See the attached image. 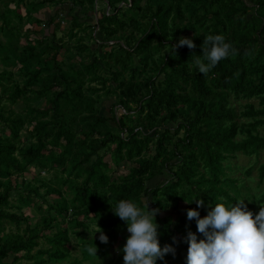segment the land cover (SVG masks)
Masks as SVG:
<instances>
[{
  "label": "trees",
  "instance_id": "trees-1",
  "mask_svg": "<svg viewBox=\"0 0 264 264\" xmlns=\"http://www.w3.org/2000/svg\"><path fill=\"white\" fill-rule=\"evenodd\" d=\"M4 2L0 264H82L72 240L81 251L83 242L82 255L89 260L105 257L114 244L123 248L130 234L113 212L120 200L143 211L158 209L160 245L171 244L176 254L157 264H186L187 233L203 239L188 209L202 218L222 200L233 205L247 194L257 197L258 208L264 205V0ZM47 3L70 6L58 19L35 15ZM25 23L36 29H23ZM63 24L68 30L58 37ZM214 33L237 54L204 75L195 60L203 59V41ZM181 37H191L196 47L173 51ZM142 49L148 53L138 59ZM13 65L20 79H14ZM108 99L110 106L103 103ZM28 165L55 171L63 185L25 194L24 179L15 191L9 176ZM122 167L128 171L116 175ZM157 177L163 180L151 185ZM51 193L58 202L48 198ZM39 195L47 207L32 227L29 215L11 211L19 205L10 198L31 204ZM194 198L204 207L197 208ZM245 205L256 214L253 205ZM66 220L73 224L64 226ZM7 221L17 230L3 236ZM41 237L46 243L38 248ZM94 244L97 256L86 251Z\"/></svg>",
  "mask_w": 264,
  "mask_h": 264
},
{
  "label": "clouds",
  "instance_id": "clouds-1",
  "mask_svg": "<svg viewBox=\"0 0 264 264\" xmlns=\"http://www.w3.org/2000/svg\"><path fill=\"white\" fill-rule=\"evenodd\" d=\"M184 45L189 49L196 47L192 39L181 37L172 49L175 51ZM202 53L203 59L197 57L195 64L201 74L207 75L222 59L236 55L237 50L225 42L222 35H208L203 41ZM192 201L197 208L204 207L203 200L194 198ZM113 212L126 222L130 234L122 249L124 264H157V260H164L169 253L175 257L176 249L171 244L160 245L159 226L155 222L158 209L143 211L131 201L120 200ZM187 218L196 220L197 232L203 239H198L191 231L187 233L186 264H264V205L254 214L247 209L244 200L228 206L218 203L202 218L196 209H188ZM98 232L100 242L108 243L103 231ZM173 243H177L175 237ZM86 251L97 256L95 244Z\"/></svg>",
  "mask_w": 264,
  "mask_h": 264
},
{
  "label": "rangeland",
  "instance_id": "rangeland-1",
  "mask_svg": "<svg viewBox=\"0 0 264 264\" xmlns=\"http://www.w3.org/2000/svg\"><path fill=\"white\" fill-rule=\"evenodd\" d=\"M123 4L124 3H121L120 5H123ZM67 5L70 6L69 3L68 4H62V5L47 3L43 8H41L39 10L38 13L36 12L35 15H38L42 19H46V18L50 19L52 17H55V19H58L59 17H61V15L64 14V12H62V8H64V7L66 8ZM6 8H7V5L5 4L4 0H0V9L4 11ZM22 13L25 14L24 8L22 9ZM93 14L97 15L98 17L101 15L100 13H96V12ZM2 24H3V21L0 18V26ZM34 26L35 25H32L30 23H25L22 28L27 29V30L32 29L34 31V29H36ZM46 30L48 31L49 29H46ZM67 30H68V24H63L61 26V31H58V37L63 36L67 32ZM34 34L35 33L32 32V35H34ZM187 35H189V36L193 35L191 28L188 31ZM211 35H217V33H214ZM0 37H1V33H0ZM189 38H191V37H189ZM64 39H65V41H67L68 37H65ZM157 40L158 39H156V40H154V42H152V47H151L152 51L156 50L158 48V44H156ZM147 53L148 52L146 49H142L140 52L137 53L139 55L138 59L141 57L143 58L144 56H146ZM159 63H160V61H159ZM9 68L12 69V71L14 72V79H16V80L20 79V77L18 76L19 75L18 74L19 73V67H17L16 65H13V66H10ZM15 72L17 74H15ZM163 77H164L163 74L159 75L158 80L163 79ZM19 82H21V81H19ZM28 97H32L31 93ZM22 99H23V97H22ZM254 101H257V99H255ZM22 103H24V102L21 100L16 105L17 110H21V107L23 106ZM27 103L30 107H33L35 105L33 98H31L30 101H27ZM103 103H104V105L106 104V105L110 106L111 100L108 99L105 102L103 101ZM14 105H13V107H15ZM41 107H45V104L43 103L41 105ZM17 112H19V111H17ZM112 124H113V122H112ZM112 126L114 127L115 125L113 124ZM26 131H27V129L25 128L24 131H22V132L24 133ZM262 157H264V156H262ZM239 160H243V157L242 156L239 157ZM263 160H264V158H263ZM34 167H35L34 165H28L23 171H16L12 175L9 176V181L11 182V185L15 191H17V192L19 191L24 179H27L25 185L22 188V192L25 191V194L29 193L30 188L33 189L34 187H37L40 189V186H42V185L45 186L46 184H50V185H53L56 187L63 185L62 182H63L64 178L60 174L56 173L53 170L49 171L47 169H42L40 167H35V168ZM127 171H128V167H122L116 175H118L119 173H121V174L125 173ZM3 179H5V177H3ZM162 180H163V177H157V178L153 179L150 184L154 185L155 183L162 181ZM248 185L251 186L250 183ZM253 186L256 187L257 184H255ZM63 189H66V187L64 186ZM41 191H43V193H45L46 188L42 187ZM246 191H248L254 195L256 190L249 189ZM243 196H244V204L246 203V204L253 205V208H255L256 213H258L260 208H258V200H256L257 197H252L251 195L249 197L248 194H247V196H245V195H243ZM48 198L54 203L59 201V196L57 194L51 193L50 195H48ZM10 199H11V202L13 203V205L14 204L19 205V209L17 207H13V208H11V211H13V212L16 211L18 214H22V212H23V213H25V215H29L31 217L30 221L32 222V225H31L32 227H35L34 223L40 219V217L43 215V213L47 207V204L42 200L43 198L40 195L35 197L33 203H31V204H27V201L24 199H21L20 196H19V201L15 198V196L11 197ZM221 203L225 204L226 206L229 205V203L225 200H222ZM69 213H71V209L69 210ZM59 219H62L61 216H59ZM66 221H68V220H66ZM60 222L63 223L64 221H60ZM72 224L73 223L69 220L68 222H66L64 224V226L70 227ZM57 227L58 226H55V228H57ZM16 230H17V226L16 225L11 226V222L7 221L6 222V229H5V231H2L1 234L3 236H5L6 235L5 232L11 233L12 231H16ZM79 230H83V228H81ZM90 231H91V236L95 237V232L93 230H90ZM47 232H48V230L45 231V233H47ZM39 241H40V245H38V248L45 245V243H46V240H44L43 237H41L39 239ZM74 243H76V242H74V240H72V246L74 245V247H75L72 249L73 254L76 256H79L82 259V264H99V263L100 264H111L112 261L116 262L117 264H124L123 257H122V254H123L122 249L123 248H121V246H118L117 244L116 245L114 244L111 247V249L109 250L108 254L105 255V257L103 256L102 258H98V259L92 258L89 260V259H85V257H83V255H82V253H84L83 242H82V251H81L80 247ZM24 263H27V262L24 260Z\"/></svg>",
  "mask_w": 264,
  "mask_h": 264
}]
</instances>
